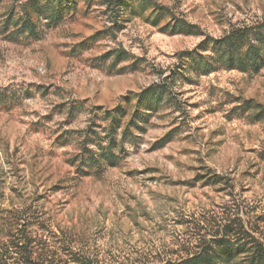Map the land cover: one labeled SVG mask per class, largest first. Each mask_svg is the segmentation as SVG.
Listing matches in <instances>:
<instances>
[{"label":"rangeland","instance_id":"1","mask_svg":"<svg viewBox=\"0 0 264 264\" xmlns=\"http://www.w3.org/2000/svg\"><path fill=\"white\" fill-rule=\"evenodd\" d=\"M24 1L3 0L0 18ZM153 2L170 10L156 25L150 4L112 22L77 1L37 39L0 34V208L37 212L44 264H158L224 233L264 242V66L175 79L116 166L75 175L92 107L160 80L202 38L166 31L170 13L212 36L264 16V0Z\"/></svg>","mask_w":264,"mask_h":264},{"label":"trees","instance_id":"2","mask_svg":"<svg viewBox=\"0 0 264 264\" xmlns=\"http://www.w3.org/2000/svg\"><path fill=\"white\" fill-rule=\"evenodd\" d=\"M77 1L91 3L95 0L20 2L17 10L11 6L1 14L0 34L37 39L65 12L75 11ZM97 1L104 5L102 12L112 22L124 14L144 13L150 8L149 4L154 10V25L170 12L167 6L153 0ZM169 15L172 21L165 22L163 28L170 34L200 35L202 38L193 48L176 52V67L160 80L139 91L127 92L112 107H92L88 124L78 133L77 152L71 158L76 176L99 175L106 167L116 166L126 155L125 142L135 144L150 116L161 105H172L168 85L175 79L192 81L193 76L218 69L257 72L264 66V16L249 23L231 25L222 35L212 36L200 32L195 24L182 17ZM122 52L125 55V51ZM115 53L117 59L123 57L118 50ZM35 215V210L30 212L23 206L0 208V264H44V259L35 255V236L30 229ZM158 264H264V242L253 236L232 239L224 233L203 240L194 253Z\"/></svg>","mask_w":264,"mask_h":264}]
</instances>
